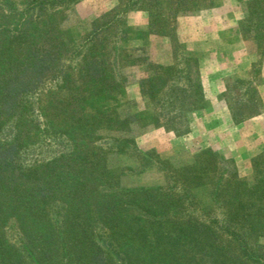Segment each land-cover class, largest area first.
Returning <instances> with one entry per match:
<instances>
[{
    "label": "trees",
    "instance_id": "trees-1",
    "mask_svg": "<svg viewBox=\"0 0 264 264\" xmlns=\"http://www.w3.org/2000/svg\"><path fill=\"white\" fill-rule=\"evenodd\" d=\"M76 3L0 0V130L24 116L28 98L47 90V103L39 106L46 129L38 128L31 137L49 134L65 146L61 154L26 164L19 143L0 145V264H190L184 249L200 254L192 264H264L263 247L253 242L264 234V224L253 225L263 209L257 204L264 202L263 162L255 161L257 182L250 185L215 152L202 150L198 157L203 160L192 166L167 168L173 182L167 190L124 188L121 176L135 170L118 172L109 158L138 150L131 139L101 133L131 132L135 123L152 118L124 111V67L146 62L155 70L150 58L138 52L145 55L152 36H166L181 12L200 9L209 0L119 2L78 41L62 28L65 11ZM247 7L240 30L257 41L264 58V0H248ZM138 10L146 12L148 22L134 28L126 15ZM193 64L197 61L186 58L175 67L161 66L164 73L141 81L144 97L159 96L161 110L173 107L158 115L172 112L169 120L184 121L185 112L204 94ZM257 105L250 96L233 118L241 122L258 116ZM24 123L19 122L17 132L26 140L34 126ZM207 184L214 187L215 204L229 207L226 225L218 229L217 220L187 214L193 192ZM10 223L19 229L17 243L8 237Z\"/></svg>",
    "mask_w": 264,
    "mask_h": 264
},
{
    "label": "rangeland",
    "instance_id": "rangeland-1",
    "mask_svg": "<svg viewBox=\"0 0 264 264\" xmlns=\"http://www.w3.org/2000/svg\"><path fill=\"white\" fill-rule=\"evenodd\" d=\"M128 1L77 0L76 4L65 11L66 20L62 28L70 31L74 40H81L92 30L97 18L119 2L123 5ZM247 1L209 0L200 9L181 12L175 23L166 28V36H152L146 44L145 55L138 52L139 57L150 58L148 62L155 64V70L146 62L124 67V111L134 114L140 112L144 116L152 114V118L135 123L131 132H101L106 137L131 139L138 150L134 155L114 153L109 158L112 168L118 172L129 167L135 170L134 173L121 176L122 187H161L167 190L168 185L173 184L169 180L167 168L178 170L192 166L197 160H203V157H198L202 150L215 152L230 170L235 169L238 176L250 185L257 182L254 163H264V58L258 54L257 41L244 37L240 30L239 22L248 13ZM145 13L142 10L129 12L126 15L128 24L134 28L144 27L147 24L144 22H148ZM189 33H192L190 40L187 37ZM130 44L132 47L135 45L134 42ZM186 58H191L192 62L197 61V64H193V73L198 71L197 82L201 83L204 94L197 96L198 101L185 112L184 121L179 122L169 120L172 112L169 115H158L173 107L161 110L157 105L160 97L155 100L144 97L140 83L157 71L164 73L161 66L175 67ZM181 64L180 67L183 66ZM46 92L28 98L29 110L24 116L8 121L0 130V145L9 147L11 143H19L22 146L20 156L26 164L61 154L65 148L59 142H54L49 134L40 139L31 137L39 129H46V118L40 109L47 103ZM250 96L255 97L260 114L241 122L235 121L234 111L246 103ZM19 119L27 123V127L34 126L26 140L18 137ZM36 140L35 145L29 146ZM148 162L152 165L142 170ZM213 188L210 184L197 188L191 198L192 205L186 206L188 215L208 222L217 220L219 223L215 225L218 229L226 225L224 211L229 207L215 204L212 199ZM257 204L263 209L254 216L253 225H262L264 202ZM7 233L10 240L18 242L19 229H12L11 223ZM253 242L260 244L264 252V234ZM189 250L181 252L187 263L192 264V258L199 259L200 254ZM198 261L200 264H212L210 261Z\"/></svg>",
    "mask_w": 264,
    "mask_h": 264
},
{
    "label": "crops",
    "instance_id": "crops-1",
    "mask_svg": "<svg viewBox=\"0 0 264 264\" xmlns=\"http://www.w3.org/2000/svg\"><path fill=\"white\" fill-rule=\"evenodd\" d=\"M144 23L146 24L147 22L145 21ZM185 33H186V32H185ZM191 34H192V33H189V34H188V36H187L189 40H190V39H192V36H191ZM215 36H217V37H218L219 35L216 33V35H215Z\"/></svg>",
    "mask_w": 264,
    "mask_h": 264
}]
</instances>
